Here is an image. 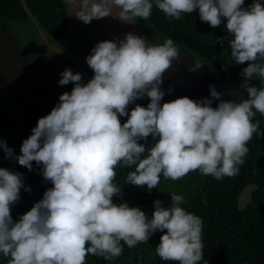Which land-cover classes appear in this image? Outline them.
<instances>
[{
	"label": "clouds",
	"instance_id": "9594fccd",
	"mask_svg": "<svg viewBox=\"0 0 264 264\" xmlns=\"http://www.w3.org/2000/svg\"><path fill=\"white\" fill-rule=\"evenodd\" d=\"M74 18L85 25L112 16L135 23L147 21L158 9L168 19L198 12L211 28L226 20L227 44L235 64H245L240 76L247 98L225 102L214 86L212 99L181 97L160 104L163 73L180 61V49L170 38L151 45L132 33L122 40L98 42L85 58L94 73L82 76L69 69L60 73L59 86L74 85L59 103L37 121L23 140L16 162L41 174L52 184L17 222L11 206L24 187L20 173L0 168V254L7 264H86L88 255L112 261L145 244L157 231L164 234L155 247L160 260L175 264H208L202 243L203 219L181 205L185 197L172 193L169 207L153 203L149 219L138 207L113 203L121 195L114 183L117 166L134 168L124 184L157 189L160 178L178 181L193 171L216 180L235 177L249 152L248 143L264 135L257 113L264 116V5L253 0H64ZM220 40L221 44L223 41ZM59 51V50H58ZM205 63L196 60L189 71ZM227 65H225L226 70ZM259 81V87L250 84ZM172 90L169 89V93ZM147 97V107L128 106ZM219 100L215 108L212 100ZM127 117L121 124L119 117ZM149 136L155 143L146 149ZM8 157L10 148L0 140ZM25 191L30 189L25 188ZM123 242V244L121 243Z\"/></svg>",
	"mask_w": 264,
	"mask_h": 264
},
{
	"label": "flooded vegetation",
	"instance_id": "af4514ba",
	"mask_svg": "<svg viewBox=\"0 0 264 264\" xmlns=\"http://www.w3.org/2000/svg\"><path fill=\"white\" fill-rule=\"evenodd\" d=\"M253 0H245L244 7L247 8ZM264 5V0H260ZM136 22L157 42L162 44L165 38L172 39L179 47L184 57L199 60L205 63L210 78L218 79L224 83L228 91L229 101L239 102L246 99L247 95L241 89L243 78L240 72L245 64L237 65L230 58V49L227 44V31L225 21L217 28H211L207 23L201 22L198 12L192 14H182L180 20L168 19L158 9L153 6L152 14L147 21L137 19ZM0 23L6 25L13 33L16 45L27 57H31L40 34L49 38L57 46L70 50L78 54H89L96 45L86 43H70L64 41L65 33L68 29V8L64 0H0ZM221 44L220 40H223ZM118 41V40H115ZM225 65H227L225 70ZM250 84L259 87V81L254 79ZM149 100L147 97L135 100L128 106L130 112L136 105L147 107ZM121 124L127 121V117H119ZM260 121V130L264 131V116L256 114L253 122ZM27 139L21 125L17 121L13 112L8 107L0 94V140L7 148L13 152L12 157L0 149V168L11 173H20L24 187L21 188L18 202L11 206V213L20 217L29 211L32 206L39 202L43 193L50 189L41 184L39 175L35 171L20 166L15 157L20 155V147L23 140ZM146 147H151L155 141L149 136L144 141H139ZM249 152L245 157L244 164L240 166L239 174L235 177H224L216 180L211 176H204L199 171H193L178 181L165 180L163 176L157 189L149 191L146 186L136 187L124 184L125 177L134 168L124 169L117 166V176L114 181L121 186V195L113 197V203H127L130 207H138L145 215L151 219L154 211L153 203L156 200L162 202V206L169 207L171 204V194L176 193L185 197V203L181 205L186 211L189 207L193 209H205L201 204V195L205 190H211L208 195L210 201L207 210L223 214H241L249 212H264L263 207L254 206V194L261 190L264 195V135L253 139L248 143ZM253 184L256 190L252 193V201L247 203L245 208L238 206V196L243 188ZM223 186V188H221ZM25 188L30 191H25ZM203 192L202 194H200ZM233 228L235 225H227ZM163 232H155L145 244H139L137 254L133 249L127 251L128 257L120 256L123 262L131 259L132 264L136 261H143L150 264L155 260V245L157 238ZM231 239H229L230 241ZM140 247V248H139ZM117 259V258H116ZM121 261V262H122Z\"/></svg>",
	"mask_w": 264,
	"mask_h": 264
},
{
	"label": "water",
	"instance_id": "95a60500",
	"mask_svg": "<svg viewBox=\"0 0 264 264\" xmlns=\"http://www.w3.org/2000/svg\"><path fill=\"white\" fill-rule=\"evenodd\" d=\"M118 9L113 8L112 16L93 20L85 25L74 18L71 6H68V29L64 41L70 43H86L122 40L124 35L132 33L143 37L148 44H158L137 22H122L113 17ZM226 23V20H225ZM59 50V51H58ZM90 54V53H89ZM89 54H78L63 49L49 38L40 34L31 57H27L16 45L14 33L0 23V94L21 125L27 138L32 134L37 121L48 115L59 103V96L71 92L74 85L59 86L60 73L69 69L73 74L82 76L81 84L92 79L94 73L86 63ZM180 61H172L171 67L163 73L160 90L165 93L160 104L187 97L194 101L212 99L209 86L221 94V99L229 101L228 91L223 82L212 79L207 68L202 66L195 71L192 58L181 54ZM169 89L172 91L169 93ZM219 100H212L211 107L215 108ZM39 175L41 184L50 187L45 181L41 169L42 165L32 162ZM256 190L253 184L242 189L238 196V206L245 208L252 201V193Z\"/></svg>",
	"mask_w": 264,
	"mask_h": 264
},
{
	"label": "trees",
	"instance_id": "16d2710c",
	"mask_svg": "<svg viewBox=\"0 0 264 264\" xmlns=\"http://www.w3.org/2000/svg\"><path fill=\"white\" fill-rule=\"evenodd\" d=\"M264 184V179H262ZM223 188V186H221ZM201 192L200 194H202ZM201 195V204L205 209H193L189 207L191 212L203 219L204 227L202 231V243L204 245L203 259L208 264H264V212H249L241 214H219L207 210L210 201L208 197L211 190H205ZM258 190L254 194V206L263 207L264 195ZM13 222L18 221V217L12 213ZM227 225H235L229 228ZM164 233H162L163 235ZM229 239H231L229 241ZM123 244V242H121ZM160 243L157 238L155 247ZM137 245L133 249L137 254ZM140 248V247H139ZM126 245L123 248L122 256L128 257L127 251L131 250ZM121 258L112 261H106L102 257L88 255L86 264H132L131 259L127 262H121ZM0 264H7L6 258L0 254ZM135 264H145L143 261H136ZM150 264H175V262H165L155 254V260Z\"/></svg>",
	"mask_w": 264,
	"mask_h": 264
},
{
	"label": "rangeland",
	"instance_id": "374dc122",
	"mask_svg": "<svg viewBox=\"0 0 264 264\" xmlns=\"http://www.w3.org/2000/svg\"><path fill=\"white\" fill-rule=\"evenodd\" d=\"M98 42H94V44H97ZM92 44V43H91Z\"/></svg>",
	"mask_w": 264,
	"mask_h": 264
}]
</instances>
